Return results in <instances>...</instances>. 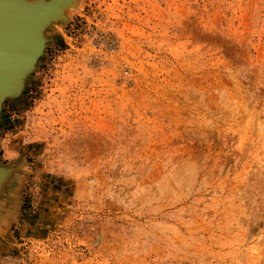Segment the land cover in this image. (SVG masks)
<instances>
[{"label": "rangeland", "instance_id": "obj_1", "mask_svg": "<svg viewBox=\"0 0 264 264\" xmlns=\"http://www.w3.org/2000/svg\"><path fill=\"white\" fill-rule=\"evenodd\" d=\"M46 33L2 110L0 264H264V0H79Z\"/></svg>", "mask_w": 264, "mask_h": 264}, {"label": "water", "instance_id": "obj_2", "mask_svg": "<svg viewBox=\"0 0 264 264\" xmlns=\"http://www.w3.org/2000/svg\"><path fill=\"white\" fill-rule=\"evenodd\" d=\"M79 0H0V123L5 101L23 92L37 67L45 44L46 31L62 25L68 12ZM18 167L0 163V214L4 195L11 186Z\"/></svg>", "mask_w": 264, "mask_h": 264}, {"label": "trees", "instance_id": "obj_3", "mask_svg": "<svg viewBox=\"0 0 264 264\" xmlns=\"http://www.w3.org/2000/svg\"><path fill=\"white\" fill-rule=\"evenodd\" d=\"M7 104V103H6Z\"/></svg>", "mask_w": 264, "mask_h": 264}]
</instances>
